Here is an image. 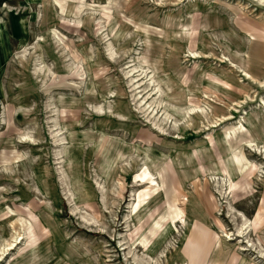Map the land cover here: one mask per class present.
<instances>
[{
  "label": "rangeland",
  "instance_id": "rangeland-1",
  "mask_svg": "<svg viewBox=\"0 0 264 264\" xmlns=\"http://www.w3.org/2000/svg\"><path fill=\"white\" fill-rule=\"evenodd\" d=\"M263 99L264 0H0V264H170L185 214L232 264H264L251 227L237 233L264 196L246 125ZM222 149L253 171L233 191L207 172Z\"/></svg>",
  "mask_w": 264,
  "mask_h": 264
},
{
  "label": "bare ground",
  "instance_id": "bare-ground-1",
  "mask_svg": "<svg viewBox=\"0 0 264 264\" xmlns=\"http://www.w3.org/2000/svg\"><path fill=\"white\" fill-rule=\"evenodd\" d=\"M81 7L78 6L76 10H79V8ZM189 54V53H188ZM192 57H196L198 55H201L200 53L198 55H196V53H191ZM190 55V56H191ZM137 71V70H136ZM140 71V70H139ZM142 71V70H141ZM243 72V77L246 79V81H249V82H256V79L254 76H252L251 74H249L248 72H246L245 70L242 71ZM145 74V71H143L141 74H138L139 77H141L142 75ZM225 79L223 80L222 83H220V85L222 87L225 88V90H228L227 88H230L231 85L230 84V81H229V78L228 77H224ZM210 84H212V86H216L217 87V83L216 82H210ZM155 91V88L153 89ZM231 90V89H230ZM228 90V92L230 91ZM152 91V90H151ZM206 98V97H205ZM261 104L264 106V99L261 101ZM238 107V106H237ZM200 107L199 106H196V105H192L188 112H187V116L188 115H196V117H199V113L202 112L200 111ZM200 111V112H199ZM263 112L260 111V113H257L259 116L256 117L254 115V118L251 119L249 118L247 121H246V125H247V128L249 129V131L253 134V135H256L257 133H260L262 134L261 135V138H258L257 139V142L261 141V146L262 148L261 149H264V122H262L263 120L261 119H264V116H262ZM223 119H225V117H221V119H218L217 122L219 121H223ZM262 133H261V132ZM56 141H59V140H56ZM241 145V144H240ZM104 146H101V148L103 149ZM101 149V150H102ZM256 149V148H255ZM254 149V150H255ZM260 149V150H261ZM103 151V150H102ZM100 151V152H102ZM222 151L224 152L225 156H226V161L225 162H220V168L219 166L217 165V167L215 169L213 168H210L209 170H207V172H214V173H225L227 174V177H228V190L229 191H233L234 189H236L237 187L239 186H242L243 183H248L249 181L252 180L251 178V175H253V171L252 169H249L243 176L241 177H238L235 173V167L233 166V163L231 161V159L229 158L228 154L222 149ZM262 151V150H261ZM259 152V151H258ZM251 153V152H250ZM256 153V152H255ZM261 153V152H260ZM103 155V153H102ZM119 155V154H118ZM114 160H109V161H106L104 162V166L103 168L101 169V174L104 175V177H107L108 174H109V171L111 170L112 168V165L114 164ZM261 160L264 164V151L261 153ZM155 166V165H154ZM253 177V176H252ZM217 182L216 180V177H214L212 179V182ZM222 182V180H221ZM175 185L177 186L176 187V191L179 195V198L180 197H185V195L182 194V190H184V182H183V179L181 180H178L176 181ZM263 188H264V181H263ZM221 194V196H223V193L221 191H219ZM196 198L195 200L198 201V204L201 205V200H199V197H203L205 196V198L207 199L208 197L209 198H212V195H207L204 193V195L201 194L200 191H198V188L196 187ZM158 197H162V194L160 195H157ZM215 199V198H214ZM184 201L186 203H188L189 201L186 199H184ZM204 202L205 199H204ZM190 203V202H189ZM203 206V205H202ZM217 206V205H216ZM232 214L233 213V210L230 209L228 214ZM244 215V214H243ZM177 216V212L175 213V217ZM237 217H239L237 215ZM174 219V217H171L170 219H168L165 224H164V228L163 230H166V228H169L172 224V220ZM241 222V221H240ZM241 227L238 229L237 233H242L244 230L248 229L249 226L251 227L250 229V232H252L256 237H258L259 240H261L264 244V196L261 200V204H260V207L259 209L257 210L256 214L254 215V217L252 218V220H246V218L241 222ZM190 221L188 220V217L187 215L185 214V219H184V237H183V243H182V249H176L174 251V254L169 258L168 260V263H172L173 261V258H177V259H180L181 262H185V260H194L195 259V256L196 255H205V250H210L211 247L212 249H214V254L212 256V258L210 259L211 263L210 264H232L234 261H235V258H236V253L233 251V250H230V247H227L220 238L216 237L210 244V241L208 240V238H205V233L204 232H196L195 230V234L192 233V234H189L190 232ZM246 229H243L245 228ZM199 229V228H198ZM201 229V228H200ZM189 232V233H188ZM235 232V231H234ZM247 233V232H246ZM249 233V232H248ZM247 233V235H248ZM19 235V234H18ZM227 236L226 237H229L228 234H226ZM233 235V234H231ZM241 235V234H240ZM20 236H18L19 238ZM243 237V236H242ZM241 237V238H242ZM21 238V237H20ZM19 238V239H20ZM244 238V237H243ZM247 238V236L245 237ZM137 239V238H135ZM17 240V238H16ZM231 240V239H229ZM247 240V239H246ZM225 241V240H224ZM232 241V240H231ZM249 241V240H248ZM247 241V242H248ZM179 242V241H178ZM17 243V242H16ZM240 243V242H239ZM246 244V243H245ZM250 244V243H248ZM252 244V243H251ZM12 245V244H11ZM158 245H159V241H147L145 242V248L147 249V251L149 252V255L151 253H154L156 251V249L158 248ZM217 245V248H215V246ZM253 245V244H252ZM10 246V245H9ZM179 246V245H178ZM243 246V245H242ZM257 246V245H255ZM248 247V246H246ZM255 248V247H254ZM5 250V248L3 249ZM230 250V251H229ZM240 252L242 251H245L247 250V248H240L238 249ZM252 250V249H251ZM255 250V249H254ZM1 251V250H0ZM9 251V250H8ZM253 251V250H252ZM254 252V251H253ZM251 252V253H253ZM2 254V253H0ZM1 256V255H0ZM264 258V256L262 257ZM249 263L248 264H255L254 261H251V260H248ZM262 262V261H261Z\"/></svg>",
  "mask_w": 264,
  "mask_h": 264
}]
</instances>
